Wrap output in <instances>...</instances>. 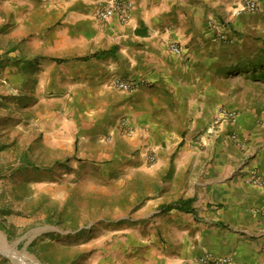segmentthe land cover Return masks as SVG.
Here are the masks:
<instances>
[{
  "label": "crops",
  "instance_id": "crops-1",
  "mask_svg": "<svg viewBox=\"0 0 264 264\" xmlns=\"http://www.w3.org/2000/svg\"><path fill=\"white\" fill-rule=\"evenodd\" d=\"M129 1V23L119 16L98 20L105 0L64 3L52 35V54L64 59L68 78L76 83L69 99L84 104L81 135L92 149L82 158L96 169L107 161L108 170L119 163L128 174L167 178V196L160 198L167 202L161 206L184 205L160 215L166 246L177 249L179 261L208 252L233 257L232 264H256L264 249V191L247 181L253 173L264 181V149L234 176L224 156L240 150L228 130L220 129L203 151L192 142L207 134L210 115L230 100L213 77L224 71L230 47L242 39L236 27L248 26L249 17H234L236 9L229 25L218 20L242 0ZM173 44L181 55L170 50ZM114 80L134 81L138 88L125 93ZM246 133L242 138H252Z\"/></svg>",
  "mask_w": 264,
  "mask_h": 264
},
{
  "label": "rangeland",
  "instance_id": "rangeland-1",
  "mask_svg": "<svg viewBox=\"0 0 264 264\" xmlns=\"http://www.w3.org/2000/svg\"><path fill=\"white\" fill-rule=\"evenodd\" d=\"M69 1L0 0V264H199L211 253L181 262L166 246L160 215L167 200L160 198L167 178L128 174L119 163L108 170L107 161L96 169L82 158L92 149L81 135L84 104L69 99L76 83L51 43ZM248 1L256 12L242 11ZM245 13L249 25L236 27L241 41L225 42L236 46L213 77L230 100L206 125L224 110L235 113L234 124L217 130H228L239 147L224 156L234 176L264 149V0H242L218 22L227 26ZM205 135L192 141L202 151L216 136ZM262 251L256 264H264Z\"/></svg>",
  "mask_w": 264,
  "mask_h": 264
},
{
  "label": "built area",
  "instance_id": "built-area-1",
  "mask_svg": "<svg viewBox=\"0 0 264 264\" xmlns=\"http://www.w3.org/2000/svg\"><path fill=\"white\" fill-rule=\"evenodd\" d=\"M258 10V6L254 1H248L242 7V11L246 12H256ZM133 11V3L129 0H105L104 5L100 7L96 13V17L101 22H107L110 19L119 16L121 20L125 23H129L131 21ZM241 10H238V12ZM170 50L176 54L181 55L182 51L177 45H171ZM113 86L122 92L125 93H133L138 88L137 83L134 81H123V80H114ZM236 122V115L232 111L224 110L219 115L213 117L210 125L208 127V134L217 135L220 127L224 124H234ZM126 128V123L123 124ZM216 128V129H215ZM215 130V131H214ZM235 136H237L235 134ZM149 161L151 163L155 162L154 156H149ZM256 180V181H255ZM249 184L256 185L260 187L264 191V181L260 178L256 179L252 177L248 181ZM233 261L231 258L228 257H220L214 256L212 254H205L203 255L200 260L199 264H232Z\"/></svg>",
  "mask_w": 264,
  "mask_h": 264
},
{
  "label": "trees",
  "instance_id": "trees-1",
  "mask_svg": "<svg viewBox=\"0 0 264 264\" xmlns=\"http://www.w3.org/2000/svg\"><path fill=\"white\" fill-rule=\"evenodd\" d=\"M57 62L62 63L63 61L57 60ZM182 208L184 209V205L183 204H170V205H167V206H165V207H163L161 209V214L165 213V212H169V211L175 210V209H182ZM186 211H189V209L186 208Z\"/></svg>",
  "mask_w": 264,
  "mask_h": 264
},
{
  "label": "bare ground",
  "instance_id": "bare-ground-1",
  "mask_svg": "<svg viewBox=\"0 0 264 264\" xmlns=\"http://www.w3.org/2000/svg\"><path fill=\"white\" fill-rule=\"evenodd\" d=\"M12 255V254H11ZM25 259V258H24ZM27 260H28V258H27ZM24 261V260H23ZM29 262V261H28ZM22 264V263H21ZM30 264H38V263H36V262H33V261H30Z\"/></svg>",
  "mask_w": 264,
  "mask_h": 264
}]
</instances>
